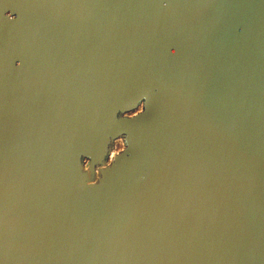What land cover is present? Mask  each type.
<instances>
[{
    "label": "water",
    "instance_id": "obj_1",
    "mask_svg": "<svg viewBox=\"0 0 264 264\" xmlns=\"http://www.w3.org/2000/svg\"><path fill=\"white\" fill-rule=\"evenodd\" d=\"M0 264H264V0H0Z\"/></svg>",
    "mask_w": 264,
    "mask_h": 264
},
{
    "label": "rangeland",
    "instance_id": "obj_2",
    "mask_svg": "<svg viewBox=\"0 0 264 264\" xmlns=\"http://www.w3.org/2000/svg\"><path fill=\"white\" fill-rule=\"evenodd\" d=\"M140 110H142V107H139L137 110H135V111H133L132 113H129V114H134L136 112H139ZM124 147H125L124 139L123 138H119L115 142L113 153H117V152L121 151Z\"/></svg>",
    "mask_w": 264,
    "mask_h": 264
}]
</instances>
